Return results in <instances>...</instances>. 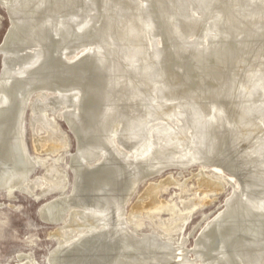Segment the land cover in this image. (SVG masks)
I'll return each instance as SVG.
<instances>
[{"label":"bare ground","instance_id":"obj_1","mask_svg":"<svg viewBox=\"0 0 264 264\" xmlns=\"http://www.w3.org/2000/svg\"><path fill=\"white\" fill-rule=\"evenodd\" d=\"M0 4L11 22L0 45V192L41 188L44 196L66 185L53 165L31 180L38 158L25 140L28 107L33 130L48 129L35 139L44 151L70 148L49 108L77 139L71 193L40 211L61 223L48 264H264V0ZM195 164L223 168L238 183L199 169L203 194L184 201L182 213L210 205L227 183L232 190L193 249L139 232L143 211L170 207L161 198L167 185L187 189L170 174L129 211L140 183Z\"/></svg>","mask_w":264,"mask_h":264},{"label":"rangeland","instance_id":"obj_2","mask_svg":"<svg viewBox=\"0 0 264 264\" xmlns=\"http://www.w3.org/2000/svg\"><path fill=\"white\" fill-rule=\"evenodd\" d=\"M10 23L6 8L0 4V45L8 33ZM2 58L0 54V73ZM37 98L38 96L35 95L34 99ZM51 110L50 108L48 109V115L69 139L70 148L67 151H61L56 154L44 151L43 149L47 148L44 146L46 145L45 141L38 143L35 142V139L47 137L49 134L48 129L37 125L33 130L31 118L33 111L31 107H28L25 114V140L30 156L38 158L36 168L31 174V180L48 174V166L53 165L54 168H60L66 176V185L63 191L44 196L40 195L41 188H38L33 194L20 189H16L12 194H9L5 190L0 192V264H19V255L23 254H29L40 264H48L49 255L58 246L57 237L51 233L55 232L56 228L61 226V223L57 224L45 221L40 211L45 204L56 197L71 193L74 175L70 154L76 151L77 139L62 114L54 113ZM200 168L204 169L207 173H212L214 170L218 171L225 177L238 183L235 176L229 171L215 165L202 164L192 165L187 170L171 167L148 177L140 183L129 199L127 204L129 211L143 197L151 183L161 181L170 174L181 183L186 182L187 189H184L183 184L167 185L166 190H163L161 193V198L170 207H165V210L157 214L148 213L146 210L143 211L144 214L142 213V217L140 218L142 227L139 232L148 233L155 230L162 238H173L175 243L183 242L186 239V248L193 249L195 241L200 234L199 231H201L204 224L211 217L223 209L232 190V185L227 183L222 192L210 194L211 197H216L210 205L208 204L203 208L192 211L190 214L186 213L187 215L182 213L186 202H189L195 196L203 194L198 186V179L196 177ZM54 175L55 173H53ZM146 201H148V198H146ZM207 215L208 217L205 218ZM129 226L135 230L133 224L129 223Z\"/></svg>","mask_w":264,"mask_h":264},{"label":"water","instance_id":"obj_3","mask_svg":"<svg viewBox=\"0 0 264 264\" xmlns=\"http://www.w3.org/2000/svg\"><path fill=\"white\" fill-rule=\"evenodd\" d=\"M153 176V175H152ZM151 177V176H150ZM148 178V177H147ZM42 216V215H41ZM43 218V217H42Z\"/></svg>","mask_w":264,"mask_h":264}]
</instances>
